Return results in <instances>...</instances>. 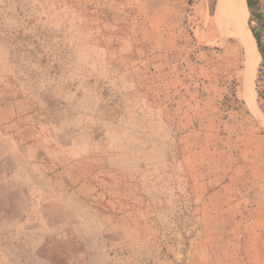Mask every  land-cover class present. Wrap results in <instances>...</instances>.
<instances>
[{"label":"rangeland","instance_id":"obj_1","mask_svg":"<svg viewBox=\"0 0 264 264\" xmlns=\"http://www.w3.org/2000/svg\"><path fill=\"white\" fill-rule=\"evenodd\" d=\"M217 2L0 0V264H264V0L258 113Z\"/></svg>","mask_w":264,"mask_h":264},{"label":"bare ground","instance_id":"obj_2","mask_svg":"<svg viewBox=\"0 0 264 264\" xmlns=\"http://www.w3.org/2000/svg\"><path fill=\"white\" fill-rule=\"evenodd\" d=\"M249 8L247 0H218L217 17L220 27L229 35L237 37L246 52L245 96L258 113L255 104L254 80L260 58L257 41L247 25ZM248 105V104H247Z\"/></svg>","mask_w":264,"mask_h":264},{"label":"trees","instance_id":"obj_3","mask_svg":"<svg viewBox=\"0 0 264 264\" xmlns=\"http://www.w3.org/2000/svg\"><path fill=\"white\" fill-rule=\"evenodd\" d=\"M248 6L252 12V14H255V9L258 5V0H247ZM254 37L256 38L258 47L262 53V42H261V36L260 34L253 28Z\"/></svg>","mask_w":264,"mask_h":264}]
</instances>
